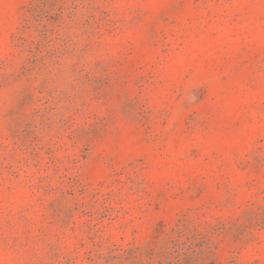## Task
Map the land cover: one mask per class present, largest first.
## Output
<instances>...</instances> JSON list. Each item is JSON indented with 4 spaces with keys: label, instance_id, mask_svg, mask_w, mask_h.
<instances>
[{
    "label": "rangeland",
    "instance_id": "374dc122",
    "mask_svg": "<svg viewBox=\"0 0 264 264\" xmlns=\"http://www.w3.org/2000/svg\"><path fill=\"white\" fill-rule=\"evenodd\" d=\"M0 264H264V0H0Z\"/></svg>",
    "mask_w": 264,
    "mask_h": 264
}]
</instances>
